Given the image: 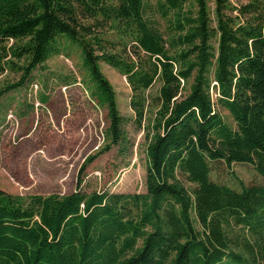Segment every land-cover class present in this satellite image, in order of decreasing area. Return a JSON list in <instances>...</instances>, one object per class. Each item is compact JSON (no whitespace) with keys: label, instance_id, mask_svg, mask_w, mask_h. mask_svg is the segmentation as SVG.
Here are the masks:
<instances>
[{"label":"trees","instance_id":"16d2710c","mask_svg":"<svg viewBox=\"0 0 264 264\" xmlns=\"http://www.w3.org/2000/svg\"><path fill=\"white\" fill-rule=\"evenodd\" d=\"M212 2L0 0V70L21 73L0 98L72 46L107 112L104 145L71 193L0 189V264H264V0ZM100 61L130 87L144 193L82 187L87 165L130 146ZM216 163L249 165L261 181H213Z\"/></svg>","mask_w":264,"mask_h":264},{"label":"rangeland","instance_id":"374dc122","mask_svg":"<svg viewBox=\"0 0 264 264\" xmlns=\"http://www.w3.org/2000/svg\"><path fill=\"white\" fill-rule=\"evenodd\" d=\"M212 1L208 0L211 8ZM107 37L114 38V34ZM44 66L33 71L23 86L0 98V189L13 195L71 193L86 157L104 145L107 112L90 95L79 52L66 46ZM99 66L113 87L120 113L130 119L125 125L130 146L125 155L112 147L87 165L82 187L87 192L144 193L145 144L143 132L132 122L130 87L116 69L102 61ZM20 74L9 68L0 70V89L18 81ZM158 89L156 82L148 92L154 95ZM41 94L47 96L45 103ZM222 113L233 125L227 112ZM231 168L233 174L223 163H216L211 179L235 189L239 181H261L249 165L232 164Z\"/></svg>","mask_w":264,"mask_h":264}]
</instances>
